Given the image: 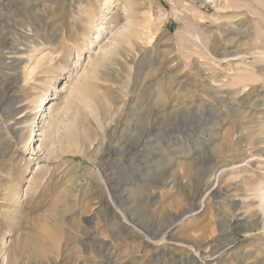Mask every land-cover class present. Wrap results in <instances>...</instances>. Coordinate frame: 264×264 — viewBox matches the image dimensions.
<instances>
[{
  "label": "rangeland",
  "instance_id": "374dc122",
  "mask_svg": "<svg viewBox=\"0 0 264 264\" xmlns=\"http://www.w3.org/2000/svg\"><path fill=\"white\" fill-rule=\"evenodd\" d=\"M0 264H264V0H0Z\"/></svg>",
  "mask_w": 264,
  "mask_h": 264
},
{
  "label": "bare ground",
  "instance_id": "6f19581e",
  "mask_svg": "<svg viewBox=\"0 0 264 264\" xmlns=\"http://www.w3.org/2000/svg\"><path fill=\"white\" fill-rule=\"evenodd\" d=\"M115 2H116V0H115ZM115 39H116V38H115ZM113 51H114V48H112V49L110 50V52H113ZM35 120H36V118H33V120H32V121H33V123H32V121H31V125L29 126V129H31V128H33V127H34L33 125H34V124H35V122H36ZM65 149H66V148H65ZM61 152H65V151H61Z\"/></svg>",
  "mask_w": 264,
  "mask_h": 264
}]
</instances>
